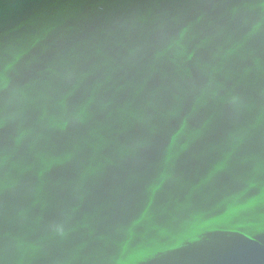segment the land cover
I'll list each match as a JSON object with an SVG mask.
<instances>
[{
    "label": "water",
    "instance_id": "obj_1",
    "mask_svg": "<svg viewBox=\"0 0 264 264\" xmlns=\"http://www.w3.org/2000/svg\"><path fill=\"white\" fill-rule=\"evenodd\" d=\"M0 264H264V0H0Z\"/></svg>",
    "mask_w": 264,
    "mask_h": 264
}]
</instances>
